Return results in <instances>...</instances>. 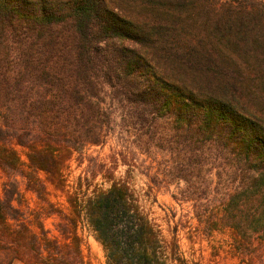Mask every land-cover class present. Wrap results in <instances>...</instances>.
I'll return each mask as SVG.
<instances>
[{
  "label": "trees",
  "instance_id": "16d2710c",
  "mask_svg": "<svg viewBox=\"0 0 264 264\" xmlns=\"http://www.w3.org/2000/svg\"><path fill=\"white\" fill-rule=\"evenodd\" d=\"M76 155L87 183L67 191ZM141 156L193 208L170 238L131 187ZM0 170V264H89L81 219L107 264H218L188 259L181 229L230 231L239 264H264V0H0Z\"/></svg>",
  "mask_w": 264,
  "mask_h": 264
},
{
  "label": "rangeland",
  "instance_id": "374dc122",
  "mask_svg": "<svg viewBox=\"0 0 264 264\" xmlns=\"http://www.w3.org/2000/svg\"><path fill=\"white\" fill-rule=\"evenodd\" d=\"M117 141L112 140L104 147H92L88 150V154L96 155L101 158H107L112 153V148L116 145ZM20 152L24 160H27L25 150L19 147ZM143 164V165H142ZM149 164V161L144 163V157H139L138 168L134 169L129 175V181L131 187L135 191L139 198V202L143 210L149 215V217L158 224L162 229L166 237L172 236L177 222L186 211L192 212V207L185 205L184 209L181 207L171 196V191L167 189H157L155 186H151L149 178L141 171V167H145ZM87 162L81 163V158L78 159L77 155L70 161L66 173L68 179L67 191H73L77 187H86V180H83V169L86 167ZM127 166L121 165L119 167L118 176L125 177ZM45 177V174L42 173ZM3 181L2 171L0 170V183ZM103 183V180L97 178L94 185ZM84 184V185H83ZM103 186L108 187L109 183H103ZM23 192V201L20 204L21 208L25 212V215L29 219H35L36 215L42 209V202L37 195L25 188V184H21ZM60 189H56L53 185L48 186V198L56 203V205L69 213V203L67 202V192ZM173 190V189H172ZM19 205V202L16 203ZM191 215V213H190ZM59 220L58 215L43 216V222L45 227L50 231L52 235L58 234L55 229L56 222ZM194 221V220H193ZM196 222V221H195ZM79 232L82 235L83 252L89 262V264H107L105 251L103 245L96 239L95 233L89 226L86 220L81 219L79 225ZM179 240L181 243V249L184 255L190 260H202L204 263L216 262L218 264H239L240 259L232 255L230 240V231L219 233L216 232L211 238L204 239H191L187 230L181 229L179 231ZM258 260L254 261L257 263Z\"/></svg>",
  "mask_w": 264,
  "mask_h": 264
}]
</instances>
